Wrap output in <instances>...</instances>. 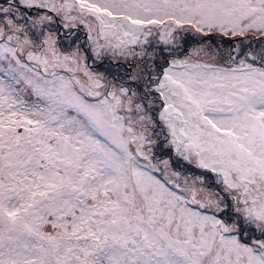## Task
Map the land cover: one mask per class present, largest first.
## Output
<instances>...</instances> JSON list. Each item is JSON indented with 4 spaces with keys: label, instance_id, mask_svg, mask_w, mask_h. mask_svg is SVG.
<instances>
[{
    "label": "snow or ice",
    "instance_id": "6c2138e0",
    "mask_svg": "<svg viewBox=\"0 0 264 264\" xmlns=\"http://www.w3.org/2000/svg\"><path fill=\"white\" fill-rule=\"evenodd\" d=\"M0 264H264V0H0Z\"/></svg>",
    "mask_w": 264,
    "mask_h": 264
},
{
    "label": "rangeland",
    "instance_id": "374dc122",
    "mask_svg": "<svg viewBox=\"0 0 264 264\" xmlns=\"http://www.w3.org/2000/svg\"><path fill=\"white\" fill-rule=\"evenodd\" d=\"M59 37H60V48L62 51H71L72 47L76 44L79 43L80 46L87 52L89 56V66L101 71V72H107L109 74H116L117 71V62L112 59L110 55L104 56L102 61H95L94 58L92 57L91 53V41L87 40V31L83 27V25H80L77 28H59ZM203 37H198V36H189L187 37L188 40V45L189 47L191 46H198L199 43L203 40ZM225 46H227L228 41H224ZM120 63V75L124 74V67L126 65L124 62H119ZM179 167V165H177ZM189 167V170L192 172H197L199 173L200 170H197L195 168H191L190 166H185ZM183 170V169H181ZM212 179L211 174H209V180ZM213 187H216L213 185Z\"/></svg>",
    "mask_w": 264,
    "mask_h": 264
}]
</instances>
